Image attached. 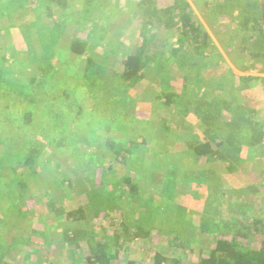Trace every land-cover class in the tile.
<instances>
[{
	"label": "trees",
	"instance_id": "16d2710c",
	"mask_svg": "<svg viewBox=\"0 0 264 264\" xmlns=\"http://www.w3.org/2000/svg\"><path fill=\"white\" fill-rule=\"evenodd\" d=\"M199 1L216 22L215 36L226 46L229 63L187 0L162 5L138 0L131 9L122 0H0V187L8 191L0 215L6 212L8 219L19 216L32 223L31 229H23L25 236L13 231L14 223L7 224V235L0 237V264H8V257L37 241L70 250L68 259L57 260L58 264H119L125 241L134 243L137 251L125 264H187L183 253L170 249L187 245L184 235L190 227L158 229L170 238L152 241L149 215L154 193H146L152 185L163 204L175 198L183 203L190 198L183 195L185 190L203 186L206 200L197 212L198 222L188 225L203 233L213 230L216 236L208 250L199 248L198 264H264V236L261 245L251 243L264 234V215L260 209L250 212L254 209L250 194L259 186L249 174L230 164L225 174L182 167L200 160L242 161V149L250 157L258 146L264 147V119H255L262 100L252 89L261 82L257 90L264 93V77L236 76L232 71H264V0ZM126 15L140 17L135 24L137 41L118 42L103 53L97 46L120 25L114 20L130 19ZM156 27L161 34L152 31ZM14 28L25 37V68L19 66ZM59 46L85 57L82 75L71 77L55 67ZM219 62L225 72L207 74ZM150 64H155L153 76L163 87L129 94ZM167 65L180 76L179 91L168 82ZM228 77L240 83L230 90L231 97H219ZM78 89L91 99L88 109L79 104ZM236 90L240 96H235ZM144 94H154L151 102L163 109L156 130L127 113ZM40 113L50 119L53 130L48 135L34 120ZM152 137L163 150L151 148ZM162 160L168 169L155 171ZM58 187L74 193L80 204L61 206L52 197ZM231 191L237 192L239 201L228 204L237 206L240 215L220 224L213 211ZM124 198L130 214L115 217L110 211ZM42 214L64 223L55 237H41ZM91 214L106 223L101 234L86 227ZM47 262L56 264L53 258Z\"/></svg>",
	"mask_w": 264,
	"mask_h": 264
},
{
	"label": "rangeland",
	"instance_id": "374dc122",
	"mask_svg": "<svg viewBox=\"0 0 264 264\" xmlns=\"http://www.w3.org/2000/svg\"><path fill=\"white\" fill-rule=\"evenodd\" d=\"M170 0H157L159 5L166 4ZM189 2L190 10L193 13V15L199 19L201 24L203 25L204 29L210 34L212 41L217 47L218 52L221 54V57H224V59L229 63V57L226 52V46L223 47L219 40H217V37L215 36L214 28L216 25H214L216 22L213 19H210V13L209 10L203 7L201 2L199 0H187ZM138 2V0H122L123 6L127 9L133 8L134 4ZM127 16V15H126ZM129 16V17H128ZM127 17L130 18L126 21L122 22L121 19L114 20L117 24L116 27L113 29L111 28L109 31V34L106 36V39L100 42V44L97 46L100 51L103 53H107L110 51L113 47H117L122 42H126L129 45H134L136 40V37L138 35V28L135 25L140 17H135L133 15H128ZM133 16V17H132ZM210 19V20H209ZM114 22V23H115ZM115 25V24H114ZM128 28V29H127ZM128 30L127 33H125V30ZM152 31H160L158 33H162V30L158 29L157 27L154 29L152 28ZM13 42L15 45V48L17 50V57L19 61V66L25 68L24 66H27L28 62L25 60L24 52L26 50V42L25 37H23L20 32L14 28L13 29ZM118 42L120 44H118ZM226 43V42H224ZM117 45V46H116ZM167 52H169V47L166 46ZM55 67L59 69V71H63L65 74L71 76V77H79L82 75L85 67V57L83 55H76L74 53H71L70 51H67L63 48L57 47L55 50ZM221 63V62H219ZM157 65V64H156ZM168 66V65H167ZM33 67L34 64H33ZM169 67V66H168ZM155 64H150L149 68L145 71L143 74V78L141 81H139L137 84H135L132 88H129L127 92L129 94H135V92H143L145 89L148 91L151 89L159 90L163 87V84H160L161 82L157 81L158 79L154 78L153 74L155 73ZM168 69V68H166ZM174 68L169 67V75L167 73V76H169V84L172 89L179 91L180 90V76L178 77L177 74L175 76V72L173 70ZM34 70V69H33ZM232 71L236 76L240 75H257L264 77V71H257V70H250V71H240L235 68H232ZM225 72V66L221 63V65L214 66L212 65L209 69L207 74L209 73H215L216 75H221ZM166 75V74H165ZM166 76V77H167ZM28 79V77H19V80H25ZM168 78V77H167ZM228 81L225 84V88L220 91L219 97H231L230 96V90L232 87H235L238 85L239 80L238 78L234 77H228ZM117 81V80H116ZM115 81V83H116ZM167 80H165L166 82ZM258 83L257 85L253 86V92H257L256 96H258V99L262 100V104L260 105L261 108L256 115L255 119L257 121H262L264 119V93L260 89L257 90L260 85ZM39 89V88H38ZM112 90L117 91L115 89V86H111ZM151 92V91H150ZM145 95V94H144ZM76 96L78 98L79 104H81L84 108L88 109L91 106V99L86 96L82 90L78 89L76 91ZM235 96H240L239 90H236ZM154 97V94L151 96L149 94L145 95L143 100H138L133 108L129 109L127 113H131L132 116L137 117L140 120H144L145 124L147 125L148 129L156 130L158 126L160 125V116H161V105L160 103L151 102L150 98L152 99ZM261 97V98H260ZM259 103V102H258ZM261 103V101H260ZM259 103V104H260ZM169 113L168 110H165ZM165 111L162 113L164 116L166 115ZM38 113V112H36ZM135 114V115H134ZM130 116V115H129ZM226 118H229L228 113L225 114ZM194 118V117H193ZM34 120L42 129H44V133L47 135L52 132L53 128L49 125L50 119L48 117H45L44 115L36 114L34 115ZM193 123H196L194 119H191ZM196 125V124H195ZM198 126V124H197ZM40 130V129H39ZM151 137V136H150ZM155 137H152L150 146L151 148L157 149V150H163V147H159L158 143L156 142ZM178 141V140H177ZM168 144V143H167ZM165 147V145H164ZM256 148V147H255ZM150 153V152H149ZM241 154H243L242 161L238 158V160L233 161L230 160L226 163L224 160H213V161H205L200 160L196 161L193 164H190L187 162L189 166H186L185 164L182 165L183 168L187 169H194V170H206L211 173L225 174L227 171V166L230 164V166L237 168L238 170H241L245 172V174H249L250 180L254 182V185L258 187V191L255 193L250 194L251 199L254 200V209L250 210L252 214L257 213L256 209L261 210V214L264 215V147L258 146L257 149L254 151L252 156H249V152L246 151V149L241 150ZM144 157L147 156V153L143 154ZM161 156H158L157 159H159ZM151 158V156L146 157ZM147 159H144V161ZM168 169V163L166 161H160V163L157 166H154L155 171H161L165 172ZM203 187V186H202ZM196 187V188H190V190H185V193L183 195H187L190 198L184 199L183 203H178V199L175 198L171 200V203L163 204L160 203V198L158 197V194L156 195L155 186L152 185L147 188L146 193L153 192V209L151 214L149 215V220L151 224V233L154 243H162L164 239H169L170 235L164 234L158 231V229H167V228H179V230L186 226L189 228V233L184 235V237L189 238L188 243L186 246H182V248L178 250L170 249V252L173 251V253L179 255L183 253L182 256L185 257L187 260V264H198V250L199 248H204L205 250H208L210 246L213 245L215 236L213 230L210 233H203L199 232L198 228H194L192 226H189L188 224H197V212H201L202 206H204L203 201L206 200L204 195L203 188ZM238 192H243L241 189H237ZM7 189L6 187H0V203L3 201L7 204ZM71 192V191H70ZM231 195L229 198H226V201H224L223 205L220 206L218 211L216 212L217 216H212L217 221H220V224L225 222L227 219L230 218V216L236 218L238 215H240L239 209H237V206H231L228 204L229 200H232L233 202H238L239 196H237V192H229ZM52 197L57 200V202L67 208V207H75L76 205H79L80 202L78 201V197L74 195V193H68L65 188H57L56 190L52 191ZM248 197V196H246ZM248 197V201L249 198ZM114 210L110 212H115V217H122L126 216V213L130 214L129 211L125 208V204H128L127 198H124V201L120 203L118 201ZM130 205V203H129ZM6 206V205H5ZM2 208V207H1ZM121 210V211H117ZM107 210V209H106ZM256 210V211H255ZM212 212V213H213ZM100 216L105 214L104 210L101 212ZM7 213L4 212V214L0 215V237H5L7 235L8 231V223H14V229L13 231H16V234H21L23 229H31L32 223L31 221L27 219H19V216L14 217V219H8L6 216ZM213 215V214H212ZM11 216V215H10ZM128 217V215H127ZM40 222V228L42 229V232L40 235L42 237L52 235L55 237L57 231H61L59 228L64 225L61 219H57L53 215L48 216L47 214H42L39 218ZM89 222L86 223V227L88 229L92 230L93 233L101 234L103 232V228L105 226V222H103V219L101 217H96V215L91 214V216L88 217ZM148 220V219H147ZM29 222V223H28ZM26 223H28L26 225ZM222 223V224H223ZM103 226V227H101ZM185 228V227H184ZM184 228L182 230L184 231ZM107 227L105 226L104 230H106ZM117 230H121V228H116ZM55 231V232H54ZM38 234V233H37ZM23 236H25V233H22ZM39 235V234H38ZM264 234L256 236L255 240H252L251 243L253 245H261V239L263 238ZM42 237V238H43ZM134 244V243H133ZM132 243H129L128 241H125L123 245L121 246L120 256H119V264H125L127 256L130 257V255H135V252L137 253L135 249V245ZM25 249L28 252L26 253ZM23 250H20L19 255H14L11 257H8L6 261H8V264H48V259L53 258L55 261L54 263H57V260H62L65 262V259H68L70 254V250L66 249L63 246L55 245L53 244L51 247L48 248V245H43L42 241L39 243V241L35 242L34 247H28ZM85 251V249H84ZM63 264V262L59 263Z\"/></svg>",
	"mask_w": 264,
	"mask_h": 264
}]
</instances>
